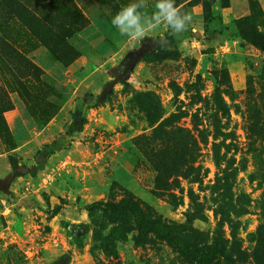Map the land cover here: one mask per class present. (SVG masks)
Wrapping results in <instances>:
<instances>
[{
	"label": "rangeland",
	"instance_id": "374dc122",
	"mask_svg": "<svg viewBox=\"0 0 264 264\" xmlns=\"http://www.w3.org/2000/svg\"><path fill=\"white\" fill-rule=\"evenodd\" d=\"M133 2L0 0V264H193L132 221L112 257L62 228L128 197L191 245L264 264V52L235 27L264 32V0H176L195 30L166 50L163 25L129 41L111 24Z\"/></svg>",
	"mask_w": 264,
	"mask_h": 264
},
{
	"label": "trees",
	"instance_id": "16d2710c",
	"mask_svg": "<svg viewBox=\"0 0 264 264\" xmlns=\"http://www.w3.org/2000/svg\"><path fill=\"white\" fill-rule=\"evenodd\" d=\"M238 35L256 49L264 52V32L259 29L256 23L250 18H242L235 23ZM165 38L172 39L170 33ZM160 38H157V40ZM153 54H147L144 59H150ZM86 124L83 118L78 128H71L70 133L81 132ZM19 177V176H18ZM85 211L89 218V223L73 224L68 221L62 222V228L67 235L72 238L75 245L83 244L90 231H93L98 238L103 253L112 257L116 255L117 241L124 240L128 231L126 227L132 221L137 231V240L142 242L151 234L164 240L170 247L177 250L189 262L193 264H211L215 261H224L225 264H235L223 252H218L214 248H200L189 244L179 238L183 226H174L159 221L147 219L139 201L133 198H123L119 202H97L87 205ZM104 218L109 223L118 226L114 233L103 235L100 232V219ZM191 223V220L189 221Z\"/></svg>",
	"mask_w": 264,
	"mask_h": 264
},
{
	"label": "clouds",
	"instance_id": "9594fccd",
	"mask_svg": "<svg viewBox=\"0 0 264 264\" xmlns=\"http://www.w3.org/2000/svg\"><path fill=\"white\" fill-rule=\"evenodd\" d=\"M146 7V0H137L122 7L112 18L111 24L118 29L120 36L126 37L129 41L144 39L150 32L157 30L161 25L169 29L173 38L179 40L185 32L194 31L192 16L182 11L176 5V0H156L155 11L147 15L141 11ZM156 44L167 49L169 40L161 37Z\"/></svg>",
	"mask_w": 264,
	"mask_h": 264
},
{
	"label": "built area",
	"instance_id": "2783aa9c",
	"mask_svg": "<svg viewBox=\"0 0 264 264\" xmlns=\"http://www.w3.org/2000/svg\"><path fill=\"white\" fill-rule=\"evenodd\" d=\"M27 190H29V187H27Z\"/></svg>",
	"mask_w": 264,
	"mask_h": 264
}]
</instances>
